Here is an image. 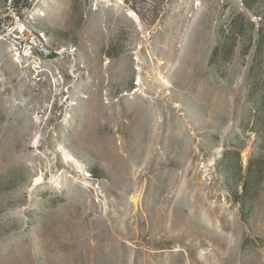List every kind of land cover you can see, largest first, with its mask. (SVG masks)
Wrapping results in <instances>:
<instances>
[{"label": "rangeland", "instance_id": "374dc122", "mask_svg": "<svg viewBox=\"0 0 264 264\" xmlns=\"http://www.w3.org/2000/svg\"><path fill=\"white\" fill-rule=\"evenodd\" d=\"M0 264H264V0H0Z\"/></svg>", "mask_w": 264, "mask_h": 264}, {"label": "built area", "instance_id": "2783aa9c", "mask_svg": "<svg viewBox=\"0 0 264 264\" xmlns=\"http://www.w3.org/2000/svg\"><path fill=\"white\" fill-rule=\"evenodd\" d=\"M43 47V46H42ZM33 54V50L31 49V47H28L25 53V56L30 57ZM39 54L40 56H44V57H49L51 55L50 51L45 52L44 49L40 48L39 49Z\"/></svg>", "mask_w": 264, "mask_h": 264}]
</instances>
